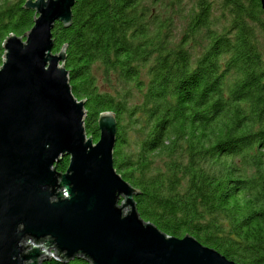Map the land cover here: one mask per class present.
<instances>
[{
  "label": "trees",
  "instance_id": "obj_1",
  "mask_svg": "<svg viewBox=\"0 0 264 264\" xmlns=\"http://www.w3.org/2000/svg\"><path fill=\"white\" fill-rule=\"evenodd\" d=\"M0 0V65L36 14ZM76 0L57 22L85 129L118 123L114 165L141 217L239 264H264V8L261 0ZM69 157L56 164L65 171ZM42 264H91L51 257Z\"/></svg>",
  "mask_w": 264,
  "mask_h": 264
},
{
  "label": "water",
  "instance_id": "obj_2",
  "mask_svg": "<svg viewBox=\"0 0 264 264\" xmlns=\"http://www.w3.org/2000/svg\"><path fill=\"white\" fill-rule=\"evenodd\" d=\"M75 2L27 0L33 27L4 43L0 264H42L51 255L91 264H239L192 235H168L141 217L137 189L114 165V113L101 114L97 142L88 136L85 102L73 94L63 65L65 48L53 52V29L57 22L71 25ZM65 156L69 165L58 171Z\"/></svg>",
  "mask_w": 264,
  "mask_h": 264
},
{
  "label": "rangeland",
  "instance_id": "obj_3",
  "mask_svg": "<svg viewBox=\"0 0 264 264\" xmlns=\"http://www.w3.org/2000/svg\"><path fill=\"white\" fill-rule=\"evenodd\" d=\"M193 3H194V0H184L182 3L183 10L187 11V9L189 8V5Z\"/></svg>",
  "mask_w": 264,
  "mask_h": 264
},
{
  "label": "built area",
  "instance_id": "obj_4",
  "mask_svg": "<svg viewBox=\"0 0 264 264\" xmlns=\"http://www.w3.org/2000/svg\"><path fill=\"white\" fill-rule=\"evenodd\" d=\"M29 242H30V241H29ZM50 252H51V253H52V252H54V249H52ZM51 257H54V256H53V255H51Z\"/></svg>",
  "mask_w": 264,
  "mask_h": 264
},
{
  "label": "clouds",
  "instance_id": "obj_5",
  "mask_svg": "<svg viewBox=\"0 0 264 264\" xmlns=\"http://www.w3.org/2000/svg\"><path fill=\"white\" fill-rule=\"evenodd\" d=\"M1 66V65H0ZM79 101V100H78Z\"/></svg>",
  "mask_w": 264,
  "mask_h": 264
},
{
  "label": "bare ground",
  "instance_id": "obj_6",
  "mask_svg": "<svg viewBox=\"0 0 264 264\" xmlns=\"http://www.w3.org/2000/svg\"><path fill=\"white\" fill-rule=\"evenodd\" d=\"M96 144V143H95Z\"/></svg>",
  "mask_w": 264,
  "mask_h": 264
}]
</instances>
